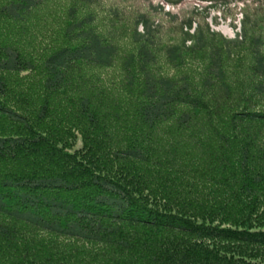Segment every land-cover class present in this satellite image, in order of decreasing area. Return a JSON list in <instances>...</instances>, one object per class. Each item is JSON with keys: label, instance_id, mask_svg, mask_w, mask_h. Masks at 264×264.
<instances>
[{"label": "trees", "instance_id": "16d2710c", "mask_svg": "<svg viewBox=\"0 0 264 264\" xmlns=\"http://www.w3.org/2000/svg\"><path fill=\"white\" fill-rule=\"evenodd\" d=\"M238 2L233 39L198 14L164 41L139 14L119 65L70 8L25 88L37 55L15 28L47 0H0V264H264V0ZM42 237L54 249L31 255Z\"/></svg>", "mask_w": 264, "mask_h": 264}, {"label": "rangeland", "instance_id": "374dc122", "mask_svg": "<svg viewBox=\"0 0 264 264\" xmlns=\"http://www.w3.org/2000/svg\"><path fill=\"white\" fill-rule=\"evenodd\" d=\"M48 1L49 0H47V5L44 8L32 12L28 17L25 16L26 18L22 21V30L15 28L17 31L16 34L19 35L20 43L25 46V52L27 53L32 50V54L37 55L36 61L33 62V73L31 71V73H29L27 76H21V83L19 82L21 87L28 88L32 86L34 88L35 86L39 85L43 75V69L39 66V64L45 58L46 52L49 51V49H54L58 46V44H61L60 31L63 25L60 22L63 20V18L66 20V22L67 17H69V19L71 18L68 14V10L70 8L74 10V14L76 13L78 18L83 17L89 12H92L93 16L96 18V21L93 24L95 29L108 39L111 35V43L116 45L119 52V57L117 56L116 58V65H119V59H121L125 54L134 52L136 50L137 45L129 42L130 39L128 30L129 27L132 29L134 20L141 13L147 15L154 25L160 27V29H158L159 32H157H161L160 37L161 39H164V41L177 40L179 33L176 30V25H182L183 22L189 18L193 20V24H195L198 22V19H196L198 14V17L205 18L206 23L209 26L208 28L212 32H216L219 36H223L227 39L235 38L236 34H238V31H241V22L243 19L242 7L238 0L233 2H228L227 0L228 4L227 2H214V0H211V2L208 0H194L186 2L185 4L177 7H174L170 4L168 5L166 2L159 0H96V5H91L87 0H50V5L48 4ZM82 3L83 5H81ZM150 5L153 7L157 5L161 6L162 9L160 10L162 13L157 15L158 17L155 15H150L148 10V6ZM163 13H167L169 18L163 15ZM201 24L203 25L202 22ZM201 27L204 28L203 26ZM82 69L83 70L81 73L83 76H88L92 73L94 75V72L97 71L93 67H84ZM119 71V67L117 66L112 70V72ZM102 73H106V71ZM101 76H103V74H101ZM101 76L98 78V80L101 79ZM76 86L77 84L74 85L72 90H66V96H71L72 99H76V97L79 96L76 91L80 90V87L76 88ZM212 93V100L216 101L217 105L219 106L220 100L218 99L221 97L222 92H220L218 89V92L215 90ZM60 96L61 95H59V97ZM253 97V93H248V96L245 98L247 102L252 103ZM257 102H261L262 105L255 107V109H264V96L257 98ZM215 111L217 113L213 111V113H215L214 117L221 118L223 114L221 109L218 111V108L216 107ZM200 113L202 115L206 114L204 112ZM209 116L212 117L211 114H209ZM222 118L225 117L222 116ZM204 129V127L198 128L197 126H191V131L195 132ZM208 136L211 137V135ZM184 139L185 138L182 137L179 139V141H183ZM175 141L177 143V140ZM182 144L179 145L181 146ZM180 151L181 148L180 150H177V153H180ZM195 153V150L191 152L193 155ZM19 229L22 230V228ZM42 238L43 239L34 246H30L29 242L26 244L29 247V253L31 255H33V249L39 250V252L54 249L51 248L52 245L44 244V237ZM0 243H2L1 240ZM60 247L65 249L68 248L67 245H60ZM67 250H69V248ZM15 256L16 255H14V257ZM41 256H43V254H41ZM4 257L6 256L0 253V260Z\"/></svg>", "mask_w": 264, "mask_h": 264}, {"label": "built area", "instance_id": "2783aa9c", "mask_svg": "<svg viewBox=\"0 0 264 264\" xmlns=\"http://www.w3.org/2000/svg\"><path fill=\"white\" fill-rule=\"evenodd\" d=\"M233 1H235V0H232V1H230V2H233Z\"/></svg>", "mask_w": 264, "mask_h": 264}]
</instances>
